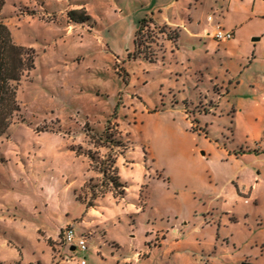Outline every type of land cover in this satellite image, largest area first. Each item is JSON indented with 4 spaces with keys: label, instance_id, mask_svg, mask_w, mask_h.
<instances>
[{
    "label": "rangeland",
    "instance_id": "obj_1",
    "mask_svg": "<svg viewBox=\"0 0 264 264\" xmlns=\"http://www.w3.org/2000/svg\"><path fill=\"white\" fill-rule=\"evenodd\" d=\"M89 1L96 15L93 31L103 35V44L95 33L57 30L54 24L68 21V17L57 10L61 4L54 0H50V10L38 0H3L0 6V21L7 25L14 41L36 46L34 68L18 84L20 110L0 137V213L15 217L11 224L0 221V259L4 264L14 259L17 264H51L53 251L46 241L37 240L35 230L41 225L38 214L48 210L45 205L66 208L69 217H79L86 202L94 206L108 196L109 206L122 205L124 212L129 201L138 206L137 213L124 215L122 221L119 216L116 226H111L121 242L131 246V235L139 223L153 230L149 242L142 244L141 258L122 263L120 259L105 260L87 249L75 251V260H69L70 253L59 241L60 227L53 246L60 261L76 264L83 258L86 264H206L198 261L197 255H213L223 246L228 248V261L244 256L249 264H264V121L259 138L233 133L226 115L214 120L212 132L201 130L194 111L203 107L186 105L184 96L198 91L187 85L185 91L180 90L177 71L168 70L178 65V60L168 50L166 55L159 51L156 62L132 55L139 48L153 57L162 49V38H173L175 31L146 22L147 27L142 26L137 34L136 48L133 41L140 20L134 12L136 1ZM28 23L43 25V29ZM142 105L151 111L145 112ZM177 106L185 107L188 115L175 112ZM253 123L260 124L259 120ZM67 140L76 153L86 156L89 172L75 196L84 204L74 201L65 188L68 176L76 184L83 177L80 159L57 154V147ZM119 141L123 145H117ZM221 148L256 159L252 168L260 179L259 186L240 190L244 199L231 206L237 212L225 215L219 210L214 214L227 221L220 228L221 234H217L215 220L206 222L207 229L192 239L170 243L172 236H166V244L161 245V231L171 227L180 230V220L193 226L204 219V204L194 189L202 181L226 177L234 169ZM117 161L127 183L118 173ZM131 161L139 165L130 167ZM102 169H106L104 174ZM115 177L126 187L113 186ZM248 196L257 199L249 201ZM87 231L89 236L92 232ZM207 231L212 239L206 237ZM112 251L118 257V252ZM101 252L109 255L111 251L103 247Z\"/></svg>",
    "mask_w": 264,
    "mask_h": 264
},
{
    "label": "crops",
    "instance_id": "obj_2",
    "mask_svg": "<svg viewBox=\"0 0 264 264\" xmlns=\"http://www.w3.org/2000/svg\"><path fill=\"white\" fill-rule=\"evenodd\" d=\"M54 1L61 4L57 10L63 12L67 17V12L71 9H84L89 16L88 21L80 23L71 21L69 17L68 21L67 18L63 19L62 23L54 24L58 25L55 26L57 30L65 28L67 33H72L75 30H78L80 34L95 33L93 30L96 26L94 20L96 15L92 13L93 5L89 0ZM135 1L134 12L140 19L149 18L151 23L175 31L173 38L168 36L162 38V49L156 52L153 61L150 62L158 61L159 51L166 55L167 50L171 56L178 60V65L168 70L170 72L177 71V75L181 78L180 90L185 91L186 88H191L198 91L196 95L193 93L184 96L186 105L188 104L192 108L196 105L203 107L197 112L194 111L199 128L205 132H212L211 127L214 120L226 115L230 119V128L233 133L241 132L246 137L259 138L263 132L261 122L264 121V0ZM38 2L46 10H50V0H38ZM208 16H211V20L207 19ZM61 24L63 26H59ZM216 24L225 30H231L232 38L224 41L215 39L212 34ZM28 25L43 29V25L40 24L28 23ZM94 35L103 44V35L100 33ZM18 44L33 49L36 47L33 42ZM194 96L197 97L196 101ZM142 108L145 112L151 111L148 106L142 105ZM173 110L181 114L182 117L188 115L185 107L177 106ZM254 120H259L260 124L253 123ZM57 150H59L57 154L62 152L74 161L80 159L81 163L79 164L83 175L81 182L76 184L68 176L65 180V188L71 191L70 196L74 201L84 204L75 196H77L79 188L85 184L86 175L89 172L86 156L83 153H76L69 146L68 140L64 146L57 147ZM221 151L226 156L225 160L233 164L234 169L228 176L213 181L204 180L197 186V189H194L201 195L198 197L204 204L206 213L204 219L199 220L193 226H189L188 221L180 220L178 222L180 230L178 227H171L169 230L161 231L162 237L159 240L161 245L166 244V236H172L170 243L192 239L207 229L204 225L206 222L212 224L215 220L218 222L217 234H221L220 228L227 221L224 216L214 214L219 210L225 215L237 212V209H232L231 206H233V202L240 203L244 199V196H239L240 190H252L259 186L260 179L252 168L256 159L249 158L244 152L237 155L236 153L231 154L226 149L221 148ZM202 154H204L203 151ZM196 156L203 159L198 151H196ZM243 157H248V160L243 162L241 160ZM262 161L264 162L263 157ZM134 163L139 165V162L131 161L129 166L132 167ZM117 164L118 173L121 179L126 182L121 174L118 161ZM248 183H251L250 186ZM141 198L142 196L137 200H141ZM256 199L257 196H248L249 201H256ZM126 204L125 209L128 210L124 212L122 205L110 207L108 196H103L94 206L87 207L84 204L85 210L79 217H69V211L66 208L45 205L48 207L47 212L42 216L41 213L38 214L42 218L40 227H35L36 238L46 241L53 251L51 264H67L68 260H59L58 253L53 248V246L55 247L54 240L58 236L60 227L74 223L78 232L87 230L92 232L89 235V249L102 256L103 259L116 261L120 259L122 263L138 261L143 252L142 244L149 242V235L153 230L139 223L134 230V235H131V246L114 236L111 226H116L115 219L120 216L122 221L124 215L130 217L137 213L138 206L136 207L132 201ZM19 205L21 206L20 201ZM131 209L134 212H130ZM34 210L35 207L32 209V214H34ZM14 220V216L10 217L0 213V221L3 223L11 224ZM207 232L209 233L206 237L212 239L210 231ZM103 247L109 248L111 251L109 255L101 252ZM113 249L118 252V257L113 253ZM228 255V248L221 246L219 251L213 255L198 254L197 260L207 261L206 264H241L247 260L242 256L234 262L228 261L225 259ZM72 256L73 258L69 260H75L73 254ZM13 261L15 262L11 264H17L16 259ZM4 262L5 260L0 259V264H4ZM76 264H79L78 260H76ZM114 264L119 263L115 262Z\"/></svg>",
    "mask_w": 264,
    "mask_h": 264
},
{
    "label": "trees",
    "instance_id": "obj_3",
    "mask_svg": "<svg viewBox=\"0 0 264 264\" xmlns=\"http://www.w3.org/2000/svg\"><path fill=\"white\" fill-rule=\"evenodd\" d=\"M3 0H0V6ZM68 17L74 22L88 21L89 16L84 9H71L67 12ZM150 22L149 18L139 20V27L135 33L134 46L137 48V34L142 26ZM163 31V30H161ZM133 56H142L153 61L152 55H147L142 50L135 49ZM35 65V51L32 47H27L16 43L13 40L11 32L7 25L0 21V137L6 132L11 123L12 117L20 110L17 100V89L21 78L29 73ZM117 129V128H116ZM121 135L120 130H116ZM117 145H123L120 141ZM103 174L106 169H102ZM112 184L116 187L124 188L126 185L118 177L112 178ZM80 201V199L76 198ZM85 205L92 206V202H86Z\"/></svg>",
    "mask_w": 264,
    "mask_h": 264
},
{
    "label": "built area",
    "instance_id": "obj_4",
    "mask_svg": "<svg viewBox=\"0 0 264 264\" xmlns=\"http://www.w3.org/2000/svg\"><path fill=\"white\" fill-rule=\"evenodd\" d=\"M207 19L211 20V16H208ZM144 26L147 27V24ZM212 35L218 41H224L232 38L233 32L231 30H225L219 24H216ZM88 234L89 231L78 232L74 227V223H69L62 226L59 241L61 245L67 249L68 253H70L71 258H73L72 254L75 251L83 252L90 248ZM71 247H73V249H71ZM78 262L79 264H85V260L83 258H80Z\"/></svg>",
    "mask_w": 264,
    "mask_h": 264
},
{
    "label": "water",
    "instance_id": "obj_5",
    "mask_svg": "<svg viewBox=\"0 0 264 264\" xmlns=\"http://www.w3.org/2000/svg\"><path fill=\"white\" fill-rule=\"evenodd\" d=\"M71 249H73V247H71ZM241 264H249V263H247V262H242Z\"/></svg>",
    "mask_w": 264,
    "mask_h": 264
}]
</instances>
